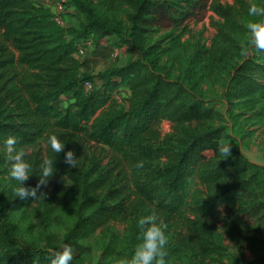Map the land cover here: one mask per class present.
Wrapping results in <instances>:
<instances>
[{
	"label": "trees",
	"instance_id": "1",
	"mask_svg": "<svg viewBox=\"0 0 264 264\" xmlns=\"http://www.w3.org/2000/svg\"><path fill=\"white\" fill-rule=\"evenodd\" d=\"M234 2L211 5L224 19L225 38L248 29L238 12L250 15L251 0ZM66 3V8L73 3L83 13L78 25L59 24L51 6L39 0H0V173H7L9 167L3 142L15 136L32 165L26 186L37 185L38 165L45 157L54 160L57 170L48 184L68 177L81 186L73 203L63 202L72 217L66 244L145 209L176 227L178 251H190L198 264L228 256L217 238L220 228L236 243L264 249V223H259L264 220V165L236 147L224 125H211L219 113L197 94L195 84L162 71L150 56L151 47L145 46L148 23L162 18L177 23L193 10L189 6L182 10L173 0L99 1L100 10L107 11L128 5L125 22L111 21L93 0ZM176 6L177 14L172 11ZM257 22H264V17ZM112 35L121 36L138 57L96 74L83 71L75 57L82 44L99 43ZM241 50L240 60L231 58L235 62L227 95L254 108L264 100V50L257 49L254 40ZM224 51L219 50L222 55ZM86 81H91L90 89ZM123 85L131 90L127 104L115 96ZM66 96L69 101L60 106ZM164 120L172 124L167 135L160 132ZM194 123L198 129H190ZM53 132L78 158L93 144L98 155L109 160L102 165V159L93 156L101 169L88 181L82 166L70 168L64 153L52 151L48 136ZM220 144L231 146L226 159L218 151ZM15 183L11 179L10 187L5 184L0 192L5 194L0 198V264H50L54 252L20 239L16 225L7 223L10 211L35 200L16 197ZM139 218L133 219L135 225ZM138 230L140 226L133 239ZM70 264L82 263L73 256Z\"/></svg>",
	"mask_w": 264,
	"mask_h": 264
},
{
	"label": "rangeland",
	"instance_id": "2",
	"mask_svg": "<svg viewBox=\"0 0 264 264\" xmlns=\"http://www.w3.org/2000/svg\"><path fill=\"white\" fill-rule=\"evenodd\" d=\"M93 1L98 5L100 0ZM173 1L181 4L180 9L184 10L189 6L193 12L177 23H172L171 19L165 18L148 23L145 46L151 47L150 56L158 62L162 71L173 77H180L188 83H194L197 94L207 102L208 106L219 113L218 117L211 121V125H224L231 134L234 145L240 148L249 159L264 165V100L254 108H250L242 101L231 100L226 88L232 64L235 62L231 58L240 60L241 48L248 42L251 43L254 38L249 29L231 33L230 37L225 38L226 35L221 34L224 19L211 7L213 3L234 5V0ZM55 2L56 0L48 1L51 6H54ZM251 3L264 6V0H251ZM178 7L172 9L176 14ZM121 8L118 11H107L100 10L98 5L100 13L107 15L111 21L125 20L126 22V10L129 6L125 5ZM235 8L239 11L237 7ZM52 10L54 11L55 7H52ZM69 10L70 12L66 14L69 25H78L83 19V13L73 3ZM238 19L247 27L249 22L259 21L260 16L246 15L239 11ZM82 48V52H77L75 57L81 63L82 70L90 74H96L110 67L122 66L128 60L138 57V54L130 50L119 35L105 37L99 43L91 40L89 44H82ZM219 48H225L223 55L219 52ZM215 55L217 57L213 60ZM221 56L223 60L218 61L217 59ZM97 84H100L98 79ZM130 94L128 85L121 86L115 92V96L123 104H127ZM68 101L69 96H66L59 105L63 106ZM190 129H198L197 124L190 125ZM171 130L170 121L164 120L160 123L162 135H167ZM29 151L32 152V149ZM98 154L99 148L92 144L86 153L79 157L78 165L82 166L84 173H87L88 181L93 179L101 169V165L95 166V160L92 158ZM97 157L101 158V155ZM108 160L109 157L106 156L100 162L104 165ZM0 183H2L0 192L5 189L3 185L6 184V188L10 187L11 178L7 173H0ZM80 189L81 186L74 180L60 177L52 184L44 186V198L39 197L10 211L7 214V223L16 225L17 236L20 239L45 246L55 253L66 244L64 239L72 224V217L64 208L63 202L73 203ZM95 194L106 195V192L98 193L97 191ZM4 195L0 194V198ZM146 215L148 213L143 209L140 213L132 214L126 219L110 222L105 229H98L86 239L76 240L71 244L74 257L82 264H113L117 258L130 257L141 239V230H138L136 239L132 238L135 228L139 227L138 224L133 223V219L136 216ZM259 223H264V220L261 218ZM166 226L167 264H198V260L190 251L186 253L178 251V241L174 238L177 233L176 227L173 224H166ZM217 238L227 249L228 256L224 260L213 261L212 264H236L234 262L236 260L239 264H264V249H253L246 243H236L227 237L222 228L218 230Z\"/></svg>",
	"mask_w": 264,
	"mask_h": 264
},
{
	"label": "clouds",
	"instance_id": "3",
	"mask_svg": "<svg viewBox=\"0 0 264 264\" xmlns=\"http://www.w3.org/2000/svg\"><path fill=\"white\" fill-rule=\"evenodd\" d=\"M252 16L264 17V6H258L252 3L248 9ZM254 44L257 49L264 50V22L252 21L247 24ZM6 158L9 162L8 176L15 181L13 192L16 197L26 199L33 197H43L44 194H38L40 186H46L56 173L55 162L50 157L42 158L39 168V180L35 187H28L25 182L29 179L32 165L26 157L28 152L24 147L17 146V138L8 136L4 140ZM48 144L55 153H64V162L75 168L78 164V156L73 150H65V143L59 134L53 132L48 136ZM230 144L218 145V151L224 159L231 155ZM142 166V162L140 165ZM138 225L141 228L140 242L135 246L133 254L128 257H120L113 261V264H167L166 261V245L168 244V235L166 233V225L159 218L156 212H152L146 216L139 218ZM74 256L73 246L71 244L62 245L55 251L50 264H70Z\"/></svg>",
	"mask_w": 264,
	"mask_h": 264
},
{
	"label": "built area",
	"instance_id": "4",
	"mask_svg": "<svg viewBox=\"0 0 264 264\" xmlns=\"http://www.w3.org/2000/svg\"><path fill=\"white\" fill-rule=\"evenodd\" d=\"M66 0H56L55 4L53 7H55V10L53 11L54 15H55V20L61 24V25H65V18L64 15L67 14L70 10L69 8H66ZM91 43V40H87L86 42H84L83 44H89ZM83 48L81 46L79 52H82ZM85 86L87 89H90L92 86L91 81H86Z\"/></svg>",
	"mask_w": 264,
	"mask_h": 264
},
{
	"label": "crops",
	"instance_id": "5",
	"mask_svg": "<svg viewBox=\"0 0 264 264\" xmlns=\"http://www.w3.org/2000/svg\"><path fill=\"white\" fill-rule=\"evenodd\" d=\"M40 1H41L42 3L48 5V6H51V4L48 3L49 0H46V1H45V0H40ZM47 3H48V4H47ZM51 8H52V6H51ZM66 22H67V24H69V23H68L69 21H68L67 17H66Z\"/></svg>",
	"mask_w": 264,
	"mask_h": 264
}]
</instances>
